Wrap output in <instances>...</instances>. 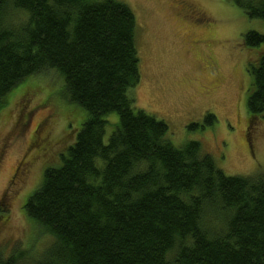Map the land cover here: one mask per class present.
Wrapping results in <instances>:
<instances>
[{
  "label": "trees",
  "instance_id": "1",
  "mask_svg": "<svg viewBox=\"0 0 264 264\" xmlns=\"http://www.w3.org/2000/svg\"><path fill=\"white\" fill-rule=\"evenodd\" d=\"M230 1L264 24V0ZM135 29L117 0H0V108L26 78L54 71L86 113L24 202L54 239L31 264H264V173L226 175L197 141L173 146L167 124L135 108ZM241 38L264 44L256 31ZM256 60L251 118L264 112V52ZM18 251H0V264H28Z\"/></svg>",
  "mask_w": 264,
  "mask_h": 264
},
{
  "label": "rangeland",
  "instance_id": "2",
  "mask_svg": "<svg viewBox=\"0 0 264 264\" xmlns=\"http://www.w3.org/2000/svg\"><path fill=\"white\" fill-rule=\"evenodd\" d=\"M117 1L136 19L135 108L163 120L173 146L197 141L226 175L264 173V112L251 118L246 105L252 89L246 66L256 64L264 44L247 47L241 38L248 31L264 34L263 22L230 0ZM62 85L54 71L33 75L0 108V251L6 257L27 250L28 264L54 239L28 218L24 202L46 167L61 163L59 154L86 117ZM207 113L215 116L211 125L203 123ZM106 119L116 123L117 115ZM111 131L107 125L104 141Z\"/></svg>",
  "mask_w": 264,
  "mask_h": 264
}]
</instances>
